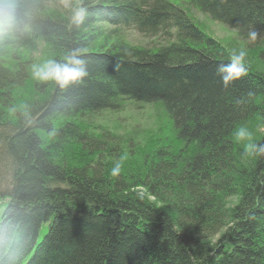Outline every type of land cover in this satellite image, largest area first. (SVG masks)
Segmentation results:
<instances>
[{
	"label": "trees",
	"instance_id": "1",
	"mask_svg": "<svg viewBox=\"0 0 264 264\" xmlns=\"http://www.w3.org/2000/svg\"><path fill=\"white\" fill-rule=\"evenodd\" d=\"M36 2L0 53V249L10 257L0 264H264V156L247 155L233 136L241 125L264 128V72L247 62V76L225 88L217 68L230 47L171 0H79L80 25L49 8L64 0ZM186 4L247 41L256 30L248 48H264V0ZM131 30L163 43L133 46L122 37ZM41 46L61 62L82 50L88 75L66 88L37 81L32 96L15 98L20 108L14 93ZM126 102L160 106L173 134L139 143L81 126ZM253 142L264 145L263 135ZM77 151L103 167L83 173L65 156Z\"/></svg>",
	"mask_w": 264,
	"mask_h": 264
},
{
	"label": "rangeland",
	"instance_id": "2",
	"mask_svg": "<svg viewBox=\"0 0 264 264\" xmlns=\"http://www.w3.org/2000/svg\"><path fill=\"white\" fill-rule=\"evenodd\" d=\"M171 2L175 5H179L189 15H191L193 21L196 23V26L201 27L203 31L220 41L223 45L226 44L230 47L232 51L235 49L244 48L247 51L248 64L249 67L254 69L255 71L264 72V61L261 59V54L264 53V48L257 49V51H251L248 48V41L240 35L236 30H232L226 25L219 24L212 19H210L207 15L202 13H198L193 9L187 7V0H171ZM49 8H58L65 12L67 9L64 4H59V6L49 5ZM122 37L128 41V43L133 46L139 47H147L151 45H157L159 43H163L162 40L156 39H148L141 37L137 32L126 31L123 33ZM50 59V54H47L46 46H41L39 51L33 54L32 62L33 65H39L46 60ZM38 80L33 77L30 78L26 85L17 93V90L14 93V100H19L20 97L29 98L33 94V87L35 86ZM19 97H17V96ZM16 98V99H15ZM16 100V101H17ZM16 104L23 106L22 102H18ZM85 126H90L89 128L94 130V132L98 135V132L110 131L113 132L114 135L121 137V139L130 137L136 142L146 143L149 138H160L161 136H171L170 123L166 116L163 115L160 106H134L130 102H126L124 108L121 111L115 113H104L103 115L86 118L83 123H80ZM88 128V129H89ZM100 130V131H99ZM253 134V139L257 136L261 137V134L264 137V128L254 129L251 131ZM155 140H150L148 142L154 143ZM79 151L70 153L74 155V157H68L70 163L75 164H83L86 163L91 168L99 167L103 164L100 163V160L95 158L93 159H84L78 153ZM63 163V162H62ZM2 190V189H1ZM152 201H154L152 199ZM159 206V205H158ZM160 208L162 206H159Z\"/></svg>",
	"mask_w": 264,
	"mask_h": 264
},
{
	"label": "clouds",
	"instance_id": "3",
	"mask_svg": "<svg viewBox=\"0 0 264 264\" xmlns=\"http://www.w3.org/2000/svg\"><path fill=\"white\" fill-rule=\"evenodd\" d=\"M64 6L68 10L70 24L83 23L87 9L79 0H64ZM38 7L36 0H14V2L0 0V53L7 54L9 49L14 47L20 32L33 19ZM247 36L250 41L255 42L259 33L252 29ZM81 51L77 49L69 52L63 62L48 59L39 65H32V77L41 82H53L61 88L82 83L88 72L86 61L80 56ZM246 57L247 51L244 48H234L229 57L230 62L221 64L217 68V74L225 88L247 76ZM10 111L16 112L17 109L13 107ZM21 114L26 120L30 118L27 110H22ZM233 136L235 141L244 144L247 155L264 156V145L253 142V134L246 126L241 125L235 128ZM120 167V164L116 163L111 169V175L117 176L120 173Z\"/></svg>",
	"mask_w": 264,
	"mask_h": 264
},
{
	"label": "bare ground",
	"instance_id": "4",
	"mask_svg": "<svg viewBox=\"0 0 264 264\" xmlns=\"http://www.w3.org/2000/svg\"><path fill=\"white\" fill-rule=\"evenodd\" d=\"M233 30V29H232ZM237 31V30H236ZM237 32H239V31H237ZM115 34V33H114ZM220 42V41H219ZM248 42H250V40L248 39ZM221 43V42H220ZM247 62H248V57H246V64H247ZM86 150H87V148H86ZM65 156H67V157H70V158H72V157H74V155H71L70 153H67ZM52 161H53V163L56 165V166H59L60 168L61 167H63L62 166V161L59 159V158H56V159H52ZM95 169V167H93V168H91L90 166H88V164H86V163H84V165L80 168V170H82V172L83 173H87V174H89V173H91V170H94ZM92 174V173H91ZM143 191V190H142ZM148 199L152 202V199L153 200H155V198L152 196H148ZM7 201H9L10 202V198H7L6 199ZM7 210H3V209H0V228H3V219L4 218H6V214H7V212H6ZM2 221V222H1ZM4 232L5 233H8L10 230H12L11 229V227L10 226H5L4 225ZM3 231H2V234H3ZM41 231H43V232H47L48 231V227H46L45 225H43L42 226V229H41ZM1 234V235H2ZM27 243V242H26ZM21 246H22V244H20ZM20 245H18V247H20ZM31 260L33 259V258H35L36 256L32 253L31 254ZM0 258H2V260L4 261V262H6V263H8V262H10V257H5L4 255H3V257H1V249H0ZM21 261H17L16 262V264H19ZM21 264H25L24 262H22Z\"/></svg>",
	"mask_w": 264,
	"mask_h": 264
}]
</instances>
